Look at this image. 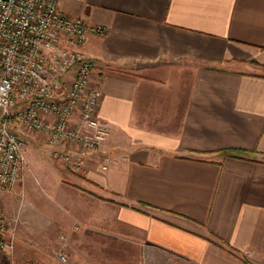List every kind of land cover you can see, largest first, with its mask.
<instances>
[{
	"label": "crops",
	"instance_id": "obj_1",
	"mask_svg": "<svg viewBox=\"0 0 264 264\" xmlns=\"http://www.w3.org/2000/svg\"><path fill=\"white\" fill-rule=\"evenodd\" d=\"M58 5L108 27L81 50L109 136L35 199L68 264H264V0Z\"/></svg>",
	"mask_w": 264,
	"mask_h": 264
},
{
	"label": "built area",
	"instance_id": "obj_2",
	"mask_svg": "<svg viewBox=\"0 0 264 264\" xmlns=\"http://www.w3.org/2000/svg\"><path fill=\"white\" fill-rule=\"evenodd\" d=\"M107 32L105 25L63 13L58 0H0V191L22 178V127L43 132L52 156L74 168L83 158L70 145H104L110 130L98 115L100 82H91L96 61L81 47ZM109 162L106 154L102 168ZM13 222L0 209V249L15 247ZM59 256L66 260L64 252Z\"/></svg>",
	"mask_w": 264,
	"mask_h": 264
},
{
	"label": "rangeland",
	"instance_id": "obj_3",
	"mask_svg": "<svg viewBox=\"0 0 264 264\" xmlns=\"http://www.w3.org/2000/svg\"><path fill=\"white\" fill-rule=\"evenodd\" d=\"M20 135L27 153L22 178L11 191H0V209L14 221L17 237L11 251L0 249V264H68L67 255L66 260L59 256L66 254L61 235H67L59 214L66 215V209L35 206L36 198L51 200L50 184L41 169L60 172L64 165L52 156L43 132L22 127Z\"/></svg>",
	"mask_w": 264,
	"mask_h": 264
}]
</instances>
